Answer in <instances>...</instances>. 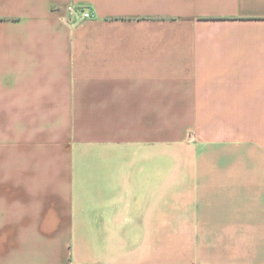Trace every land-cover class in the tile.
<instances>
[{
  "label": "crops",
  "instance_id": "obj_1",
  "mask_svg": "<svg viewBox=\"0 0 264 264\" xmlns=\"http://www.w3.org/2000/svg\"><path fill=\"white\" fill-rule=\"evenodd\" d=\"M0 264H264V0H0Z\"/></svg>",
  "mask_w": 264,
  "mask_h": 264
},
{
  "label": "built area",
  "instance_id": "obj_2",
  "mask_svg": "<svg viewBox=\"0 0 264 264\" xmlns=\"http://www.w3.org/2000/svg\"><path fill=\"white\" fill-rule=\"evenodd\" d=\"M67 10H68L69 13H74L75 12V10L72 9V8H68ZM82 18L83 19H91L92 18V15L89 12H83L82 13Z\"/></svg>",
  "mask_w": 264,
  "mask_h": 264
}]
</instances>
